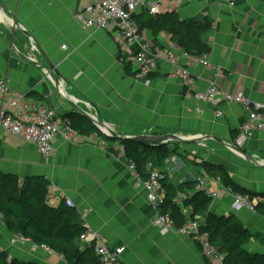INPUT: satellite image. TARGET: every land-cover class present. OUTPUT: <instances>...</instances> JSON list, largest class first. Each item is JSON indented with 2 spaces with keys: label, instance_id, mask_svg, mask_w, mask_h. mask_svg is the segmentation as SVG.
I'll return each mask as SVG.
<instances>
[{
  "label": "crops",
  "instance_id": "0c3cea01",
  "mask_svg": "<svg viewBox=\"0 0 264 264\" xmlns=\"http://www.w3.org/2000/svg\"><path fill=\"white\" fill-rule=\"evenodd\" d=\"M234 1L229 7L219 0H173L162 13L176 12L181 20L209 24L203 42L210 47L212 67L189 68L198 91L206 90L214 81L217 68L222 72L217 84L223 92L242 93L264 105V0ZM85 7V0H0V79L8 81L9 99L24 96L45 102L57 111L63 126L68 115H79L69 100L120 135L216 137L236 143L248 112L241 104L221 101L215 106L186 99L176 72L179 67L186 68L188 61L169 33L155 35L144 27L154 16L147 7L138 10L134 18L142 28L148 55L155 58L162 50L174 48L180 56L179 67L156 59L157 69L149 85L128 74L137 73V67L126 60L115 42V30L82 29L77 16L84 15ZM49 64L60 73L55 76L61 92L46 75ZM217 110L224 116L217 117ZM102 142L95 134H75L71 141L59 136L54 141L55 154L44 157L35 145L8 135L0 126V173L16 175L20 181L45 177L52 187L49 205L67 206L65 200L70 199L74 206L69 208H75L110 248H125L123 261L127 264H220L206 259L201 247L188 237L176 231L163 234L153 226L156 210L148 202L145 188L138 186L130 173L124 147L118 141ZM242 147L264 163V134H254ZM184 148L203 161L193 165L175 155L165 161L163 170L176 190L198 179L217 189L215 180L220 178L202 166L207 163L225 167L243 188L264 192V169L248 164L223 144L210 139ZM193 191L191 187L178 191V203ZM236 195L222 193L212 200L208 211L235 216L252 233L246 250L264 254V218L245 208L233 212ZM183 212L185 223L193 218L189 208ZM195 217L204 224L207 212ZM10 238L0 222V249L11 259L67 264L53 252L35 250L31 241L13 246ZM76 244L82 249L78 241Z\"/></svg>",
  "mask_w": 264,
  "mask_h": 264
},
{
  "label": "built area",
  "instance_id": "2783aa9c",
  "mask_svg": "<svg viewBox=\"0 0 264 264\" xmlns=\"http://www.w3.org/2000/svg\"><path fill=\"white\" fill-rule=\"evenodd\" d=\"M219 1L227 4L229 7L235 5L234 0ZM85 2L84 15L77 16L82 29L84 31L115 30V42L125 55L126 60L137 67V80L144 82L146 85L150 84L151 75L157 69L156 59H166L173 66L179 65L180 56L176 55L174 48L162 50L155 58L148 55V47L142 41L143 37L140 26L134 19L135 13L144 7L148 8L151 15L160 14L164 9H168L171 6L173 0H85ZM136 46L138 49L134 51L133 49ZM62 48L64 50L67 49L65 45ZM182 56L187 59L188 66L186 68L178 66L176 76L185 89L187 100L205 102L215 106L219 105L221 101L228 104H241L248 112V119L241 127L236 140V144L239 147L244 146L254 134H264V105L251 101L242 93L234 95L223 92L217 84V80L222 77V72L217 68L214 71V81L206 90L198 91L196 89V79L189 68L198 65L205 68L212 67L210 56L209 54H204L196 57L186 53H183ZM8 95V81L7 79H0L1 128L8 135L16 137L23 143L35 145L44 157H52L55 154L54 141L57 137L62 136L66 141H71L73 136L77 134L71 130L67 122L63 126L57 119V111L47 105V103L27 100L24 96H16L9 99ZM8 100L10 101L8 102ZM198 111L201 112V110ZM216 116L223 117L224 113L221 110H217ZM95 136L100 137L97 133ZM102 144L104 145L105 141ZM127 163L130 173L137 180V185L145 188L148 202L156 210L153 226L163 234L176 231L179 235L188 237L201 247V251L206 259L216 263L220 262L221 264L223 260L222 256L218 254L215 247L211 244L208 233L203 230V226L206 223H201L195 217L189 219L182 226H176L169 215L161 212L160 206L167 192L162 185L164 176L160 169L149 163L147 167L148 178L145 180L139 174L134 161L128 160ZM215 181L219 186L213 190L208 187L207 181L198 179L196 190H205L212 200H216L222 193L227 195L234 194L233 189L223 185L220 179H216ZM51 192L52 187L50 186L49 193ZM257 202L258 200H251L247 195H236L231 210L238 212L245 208L255 211ZM65 203L68 207L74 206L70 199H66ZM0 222L4 223L1 213ZM83 226L85 232L78 239V243L82 249L92 246L94 248V255L102 264H127L123 261L125 248H110L105 239L100 234L93 232L84 221ZM29 242L30 240L23 236L11 235L10 238V244L13 246ZM33 248L52 253L46 245L38 246L33 244Z\"/></svg>",
  "mask_w": 264,
  "mask_h": 264
},
{
  "label": "trees",
  "instance_id": "16d2710c",
  "mask_svg": "<svg viewBox=\"0 0 264 264\" xmlns=\"http://www.w3.org/2000/svg\"><path fill=\"white\" fill-rule=\"evenodd\" d=\"M144 27L150 28L155 35L161 32L169 33L173 43L188 55L198 57L210 52V47L203 42V36L209 29L207 23L193 19L181 20L176 12H166L150 16ZM128 74L134 77L137 73ZM67 117L68 126L78 135L89 137L97 133L106 143H117L103 136L87 118L79 115ZM121 145L124 147L125 157L135 162L143 179L148 178L149 163L160 169L164 176L162 185L167 192L160 210L169 215L176 226L185 223L184 208L190 209L193 218L199 213L207 212L203 230L208 233L211 244L222 256L221 264H264V254L251 253L245 248L252 239L250 230L244 228L233 215L218 216L208 211L212 198L205 190H195L197 181L182 185L178 190L168 182L163 167L167 159L178 153L176 149H169L168 146L154 149L131 142H122ZM202 166L211 172L213 177H219L223 185L231 187L234 193L247 195L251 200L259 198L255 211L264 218V192L254 193L243 188L221 165L204 163ZM50 186L45 177H29L20 181L16 175L0 173V213L8 232L13 236H23L35 245H46L67 264H102L94 255L92 246L80 249L76 244L85 232L80 213L64 204L58 208L49 205ZM187 187L194 191L178 203V191ZM0 264L39 263L11 259L6 251L0 249Z\"/></svg>",
  "mask_w": 264,
  "mask_h": 264
},
{
  "label": "water",
  "instance_id": "95a60500",
  "mask_svg": "<svg viewBox=\"0 0 264 264\" xmlns=\"http://www.w3.org/2000/svg\"><path fill=\"white\" fill-rule=\"evenodd\" d=\"M15 23V21H14ZM17 24V22L15 23ZM23 31V30H22ZM27 36H29V33L26 31H23ZM49 70H46V75L48 77H51L54 80L56 89L61 92L60 84L55 75L59 77L60 73L52 64H49ZM68 103L71 105V107L75 110L74 113L79 114L80 116L87 118L90 122L94 124V126L101 132V134L109 139H112L114 141H118L120 143L122 142H131L135 143L142 147H150V148H161L164 146H174L175 144L180 146H189V145H195L203 143L204 140H214L216 142H219L226 146L227 148L231 149L236 155L244 159L248 164L264 169V163H260L257 161V159L249 153L244 147H239L236 143L231 141H226L224 139L216 138V137H207V138H186L181 137L178 135H153V136H124L118 134L116 131L111 129L108 125L105 123L99 121L96 117L90 116L88 113L80 109L78 106L74 105L72 102L68 100ZM73 113V114H74Z\"/></svg>",
  "mask_w": 264,
  "mask_h": 264
},
{
  "label": "rangeland",
  "instance_id": "374dc122",
  "mask_svg": "<svg viewBox=\"0 0 264 264\" xmlns=\"http://www.w3.org/2000/svg\"><path fill=\"white\" fill-rule=\"evenodd\" d=\"M186 147L189 148V146H186ZM169 149H176L178 151V153L175 154V156H180L182 159H185L190 164H193V165H197V164L201 165L202 164L203 160L201 158L197 157V156H194L191 153L185 152L184 151V149H185L184 146H179V145L175 144L174 146H170ZM189 149H191V148H189ZM199 161H201V162H199Z\"/></svg>",
  "mask_w": 264,
  "mask_h": 264
}]
</instances>
